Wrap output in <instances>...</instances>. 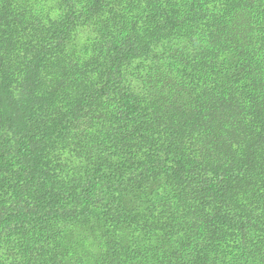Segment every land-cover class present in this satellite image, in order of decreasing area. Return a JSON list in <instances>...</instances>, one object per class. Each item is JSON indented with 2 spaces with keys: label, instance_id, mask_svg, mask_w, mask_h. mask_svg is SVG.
Segmentation results:
<instances>
[{
  "label": "trees",
  "instance_id": "obj_1",
  "mask_svg": "<svg viewBox=\"0 0 264 264\" xmlns=\"http://www.w3.org/2000/svg\"><path fill=\"white\" fill-rule=\"evenodd\" d=\"M0 264H264V0H0Z\"/></svg>",
  "mask_w": 264,
  "mask_h": 264
}]
</instances>
